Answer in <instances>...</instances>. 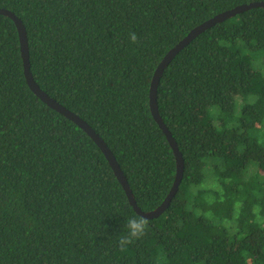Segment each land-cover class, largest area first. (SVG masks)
Wrapping results in <instances>:
<instances>
[{"label": "trees", "instance_id": "obj_1", "mask_svg": "<svg viewBox=\"0 0 264 264\" xmlns=\"http://www.w3.org/2000/svg\"><path fill=\"white\" fill-rule=\"evenodd\" d=\"M260 1L0 0V9L26 26L38 85L100 134L149 212L177 175L150 108L158 65L195 27ZM158 104L185 169L170 207L147 220L96 142L32 92L18 29L0 15V264H264V9L184 48ZM130 218L147 226L121 245Z\"/></svg>", "mask_w": 264, "mask_h": 264}, {"label": "water", "instance_id": "obj_2", "mask_svg": "<svg viewBox=\"0 0 264 264\" xmlns=\"http://www.w3.org/2000/svg\"><path fill=\"white\" fill-rule=\"evenodd\" d=\"M255 8H263L264 9V1L260 2H251L249 4L240 5L234 9L225 11L216 15L215 17L211 18L210 20L204 22L203 24L195 27L180 43H178L172 50H170L161 63L158 65L155 74L152 79L151 89H150V108L152 115L155 121L158 123L162 131L165 133L176 157L177 161V175L174 185L160 207L153 211L144 212L137 204L134 193L130 187L129 181L123 172L117 158L114 156L112 150L108 147L106 142L103 138L96 132L94 128H92L85 120H83L80 116L75 114L74 112L67 109L63 106L60 102L55 100L54 98L50 97L44 90L36 82L31 68V59H30V48H29V39L26 26L24 25L23 21L16 16L13 12L7 9H0V15L7 16L11 18L19 33L20 44H21V53L22 59L24 64V72L28 82V85L33 93H35L46 105L50 108L56 110L60 114L64 115L78 126H80L100 147V149L105 154L107 160L109 161L116 177L118 178L119 182L123 186L131 205L134 207L135 211L144 219L150 220L154 218H159L161 215L165 213V211L170 207L174 197L176 196L181 182L184 178V169H185V160L183 157L182 152L180 151L179 145L176 139L173 137L172 132L167 127L162 118L160 111H159V104H158V90L160 86L161 79L169 67L171 62L175 59V57L184 49L186 48L192 41H194L197 37L203 34L208 29L214 27L215 25L222 23L226 20H229L238 14L244 13L246 11L255 9Z\"/></svg>", "mask_w": 264, "mask_h": 264}, {"label": "clouds", "instance_id": "obj_3", "mask_svg": "<svg viewBox=\"0 0 264 264\" xmlns=\"http://www.w3.org/2000/svg\"><path fill=\"white\" fill-rule=\"evenodd\" d=\"M130 39L132 42L135 43L137 41V36L133 33L130 35ZM126 226L128 229V236L120 240L121 245L130 242L133 238H139L144 233V230L147 225L146 221L143 218H130L127 221Z\"/></svg>", "mask_w": 264, "mask_h": 264}]
</instances>
